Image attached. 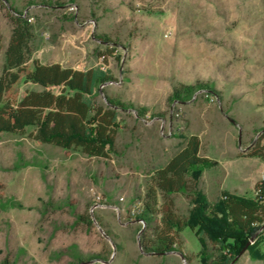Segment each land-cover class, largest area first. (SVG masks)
<instances>
[{
    "label": "rangeland",
    "instance_id": "obj_1",
    "mask_svg": "<svg viewBox=\"0 0 264 264\" xmlns=\"http://www.w3.org/2000/svg\"><path fill=\"white\" fill-rule=\"evenodd\" d=\"M14 12L32 25L31 64L104 65L115 82L102 96L127 110L109 159L35 141L33 128L0 132V264L231 257L234 241L223 246L201 226L179 235V252L155 255L146 246L160 217L145 226L138 215L152 175L192 137L208 160L198 189L211 205L224 192L255 199L264 187V0H0V76ZM183 87L192 96L175 100ZM40 90L21 82L17 97ZM174 200L190 218L192 196ZM233 264H264V236Z\"/></svg>",
    "mask_w": 264,
    "mask_h": 264
},
{
    "label": "trees",
    "instance_id": "obj_2",
    "mask_svg": "<svg viewBox=\"0 0 264 264\" xmlns=\"http://www.w3.org/2000/svg\"><path fill=\"white\" fill-rule=\"evenodd\" d=\"M12 24L0 76V132L21 134L33 128L35 141L109 159L115 152L120 115L127 110L121 101L102 96L100 88L115 82L111 71L104 65L80 71L57 63L31 64L32 25L19 12H14ZM21 82L38 85L41 90L28 91L18 99ZM193 91L194 88L183 87L173 98L183 100L191 97ZM200 151V140L192 137L183 150L152 175L138 219L145 226L155 223L158 216L160 220L146 250L155 255L179 252V235L185 229L201 226L209 229L219 244L224 246V239L235 243L231 257L206 259V264H233L235 253L252 249L255 243L248 247L247 244L258 230L257 225L264 224V187L257 186L255 199L224 192L217 204L211 205L198 189L199 172L208 163ZM178 194L192 196L196 209L190 218L178 215L174 200ZM218 213L222 218L214 217Z\"/></svg>",
    "mask_w": 264,
    "mask_h": 264
},
{
    "label": "built area",
    "instance_id": "obj_3",
    "mask_svg": "<svg viewBox=\"0 0 264 264\" xmlns=\"http://www.w3.org/2000/svg\"><path fill=\"white\" fill-rule=\"evenodd\" d=\"M257 228H258V230L254 234L253 240L251 241V239H250L251 244H254L259 239V236H264V224L257 225Z\"/></svg>",
    "mask_w": 264,
    "mask_h": 264
},
{
    "label": "water",
    "instance_id": "obj_4",
    "mask_svg": "<svg viewBox=\"0 0 264 264\" xmlns=\"http://www.w3.org/2000/svg\"><path fill=\"white\" fill-rule=\"evenodd\" d=\"M253 240V237L251 238V241ZM249 245H251V243H250V241H249V243L247 244V247L249 246ZM246 249V248H245Z\"/></svg>",
    "mask_w": 264,
    "mask_h": 264
},
{
    "label": "crops",
    "instance_id": "obj_5",
    "mask_svg": "<svg viewBox=\"0 0 264 264\" xmlns=\"http://www.w3.org/2000/svg\"><path fill=\"white\" fill-rule=\"evenodd\" d=\"M45 65H48V64H45ZM233 194H235V193H233ZM237 195V194H236Z\"/></svg>",
    "mask_w": 264,
    "mask_h": 264
}]
</instances>
